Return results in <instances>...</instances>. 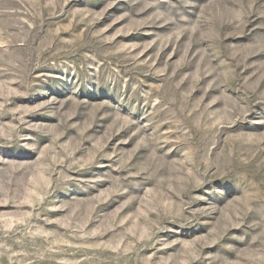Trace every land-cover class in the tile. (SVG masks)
Returning a JSON list of instances; mask_svg holds the SVG:
<instances>
[{
  "label": "rangeland",
  "instance_id": "1",
  "mask_svg": "<svg viewBox=\"0 0 264 264\" xmlns=\"http://www.w3.org/2000/svg\"><path fill=\"white\" fill-rule=\"evenodd\" d=\"M0 264H264V0H0Z\"/></svg>",
  "mask_w": 264,
  "mask_h": 264
}]
</instances>
